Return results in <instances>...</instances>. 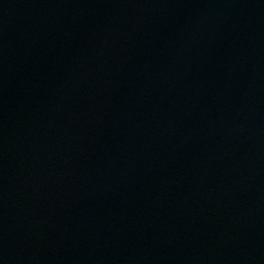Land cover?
Segmentation results:
<instances>
[{"label": "water", "instance_id": "water-1", "mask_svg": "<svg viewBox=\"0 0 264 264\" xmlns=\"http://www.w3.org/2000/svg\"><path fill=\"white\" fill-rule=\"evenodd\" d=\"M0 264H264V0H0Z\"/></svg>", "mask_w": 264, "mask_h": 264}]
</instances>
